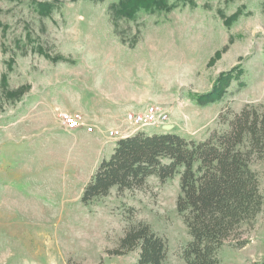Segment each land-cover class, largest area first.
<instances>
[{"label":"rangeland","instance_id":"obj_1","mask_svg":"<svg viewBox=\"0 0 264 264\" xmlns=\"http://www.w3.org/2000/svg\"><path fill=\"white\" fill-rule=\"evenodd\" d=\"M173 1L171 12L127 20L110 11L117 0H0V79L7 83L0 84V264H136L138 250L109 253L124 219L165 238L164 264H185L178 177H149L89 208L80 202L86 175L121 139L109 133L130 131L125 113L156 104L169 111L172 132L199 141L219 126V115L264 102V0ZM43 2L57 4L48 17L35 10ZM231 69L241 73L223 100L203 108L192 100ZM95 101L111 111L91 126ZM64 113L101 131L98 164L77 170L82 158L69 150L75 139L62 131ZM253 168L264 196V160ZM247 239L242 248L223 247L220 264H264V207Z\"/></svg>","mask_w":264,"mask_h":264},{"label":"trees","instance_id":"obj_2","mask_svg":"<svg viewBox=\"0 0 264 264\" xmlns=\"http://www.w3.org/2000/svg\"><path fill=\"white\" fill-rule=\"evenodd\" d=\"M176 7L173 0H117L109 8L115 18L135 20L140 14L168 13ZM56 8V2L35 5L42 17ZM240 73H221L208 92L191 95L192 100L201 108L220 102ZM0 84H7L4 75ZM263 160L264 102L246 104L231 116L219 115V126L203 140L142 131L117 140L110 157L100 161L84 185L80 202L89 208L112 190L120 194L142 188L149 177L160 182L178 177L175 207L189 236L181 258L185 264H220L221 249L244 247L262 212L264 196L253 167ZM124 221L123 236L109 253L124 256L138 250L136 264H164L165 238L145 222Z\"/></svg>","mask_w":264,"mask_h":264},{"label":"crops","instance_id":"obj_3","mask_svg":"<svg viewBox=\"0 0 264 264\" xmlns=\"http://www.w3.org/2000/svg\"><path fill=\"white\" fill-rule=\"evenodd\" d=\"M92 108L94 109V112H93L94 114L91 113L86 118V121L91 126H93L95 121L98 122L99 119H101L104 116L105 111H111V110L104 109V107H102L101 104H99V102H97V101L92 103ZM123 109L128 110L129 106L123 107ZM125 115H126V113H125ZM170 124L172 125V129L169 132H172L174 130V128H175V125L173 123H170ZM124 127L126 129V125L125 124H124ZM164 127L165 126L161 127V129L159 131H156L155 133H164V130H163ZM62 131H65V134H69V135L73 136L74 139H75V141H73L72 146H70L69 150L71 151V153H73V155L77 154L76 156H80L82 158V160H81L82 162H80L78 164L77 170L81 166H83L84 164L88 163L89 165H91L93 163L94 159H97L96 164L99 163L98 156H99L101 150H103V148L106 145L104 143V141L102 140L101 131L98 132L99 129L97 130V129L94 128V130L91 133H87L84 128H78V129H76L74 131L68 132V130H66L63 127ZM113 147H114V145L112 147H107L106 150L108 152H112ZM92 173H93V171L90 172L88 175H86L85 184L88 182V180H89L90 176L92 175ZM86 174H87V172H86ZM83 187L81 188V192H82Z\"/></svg>","mask_w":264,"mask_h":264},{"label":"built area","instance_id":"obj_4","mask_svg":"<svg viewBox=\"0 0 264 264\" xmlns=\"http://www.w3.org/2000/svg\"><path fill=\"white\" fill-rule=\"evenodd\" d=\"M169 111L165 110L156 104H148L143 111H130L125 115L127 127L130 131L115 137L114 132H110L109 136L112 137L111 141L117 140V138H124L145 127L152 126H167L169 124ZM63 127L68 131H74L78 128H84L86 132L91 133L94 128L86 124L85 119L80 114H62L60 116Z\"/></svg>","mask_w":264,"mask_h":264},{"label":"water","instance_id":"obj_5","mask_svg":"<svg viewBox=\"0 0 264 264\" xmlns=\"http://www.w3.org/2000/svg\"><path fill=\"white\" fill-rule=\"evenodd\" d=\"M172 129V125H167L163 128L164 131L169 132Z\"/></svg>","mask_w":264,"mask_h":264}]
</instances>
